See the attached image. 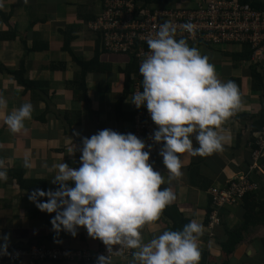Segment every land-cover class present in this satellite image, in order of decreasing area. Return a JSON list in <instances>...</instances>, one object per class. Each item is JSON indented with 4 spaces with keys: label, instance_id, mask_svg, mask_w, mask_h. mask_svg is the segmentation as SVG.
I'll use <instances>...</instances> for the list:
<instances>
[{
    "label": "crops",
    "instance_id": "obj_1",
    "mask_svg": "<svg viewBox=\"0 0 264 264\" xmlns=\"http://www.w3.org/2000/svg\"><path fill=\"white\" fill-rule=\"evenodd\" d=\"M199 1L158 0L151 6L192 8ZM251 1L264 4V0ZM101 2L0 0V97L6 101V108L0 109V161L7 172V180L0 181V236H8V247L38 242L91 251L100 247V240L89 237L83 227L75 237L54 232L50 219L55 213L38 210L28 199L31 188L27 185L34 190H56L58 185L51 182L52 165L64 162L78 168L82 137L105 128L132 133L134 111L129 94L138 70L131 72L128 81L129 55L103 50L97 33L89 29L88 22L101 12ZM187 43L208 57L220 81L236 84L240 103L221 125L228 136L222 148L203 156L184 154L177 177L169 178L159 155L161 145L156 144L153 169L163 177L160 187H170L175 199L157 221L141 227V243L165 230H182L195 219L203 226L197 243L207 252L208 264H264V216L260 211L251 216L253 222L242 231L234 250L228 254L223 248L226 229L244 219L243 199L222 210L221 223L212 233L207 226L209 189L226 185L246 171L254 133L264 128L263 75L249 62L248 45ZM22 103L32 104L31 117L20 132L11 133L4 117ZM193 146H198L194 138ZM253 177L258 184L253 190L257 201H263L264 176ZM134 251L138 249L109 264H136ZM37 264L86 263L44 260Z\"/></svg>",
    "mask_w": 264,
    "mask_h": 264
},
{
    "label": "clouds",
    "instance_id": "obj_2",
    "mask_svg": "<svg viewBox=\"0 0 264 264\" xmlns=\"http://www.w3.org/2000/svg\"><path fill=\"white\" fill-rule=\"evenodd\" d=\"M181 28L193 31L190 22ZM176 32V25L165 21L146 37L149 51L138 67L142 90L131 99L135 107L147 109L157 126L151 139L161 145L159 155L170 179L180 175L184 154L203 156L222 148L228 136L221 125L240 103L236 84L220 81L208 57L184 38L176 39ZM4 108L6 101L0 97V109ZM31 113L32 104L22 103L5 115L4 123L11 133H18ZM81 140L80 166L52 165L56 190L37 188L28 195L38 210L55 213L52 230L75 237L79 227L85 228L110 254L97 256L96 264H109L113 245L138 249L133 252L136 264H199L197 241L203 226L195 219L182 230H165L141 243V227L157 221L175 199L170 187H160L163 177L149 163L150 152L145 149L151 145L132 133L108 128ZM25 166H30L27 159ZM4 180L7 172L0 161V181ZM8 239L0 236V256L9 255Z\"/></svg>",
    "mask_w": 264,
    "mask_h": 264
},
{
    "label": "built area",
    "instance_id": "obj_3",
    "mask_svg": "<svg viewBox=\"0 0 264 264\" xmlns=\"http://www.w3.org/2000/svg\"><path fill=\"white\" fill-rule=\"evenodd\" d=\"M168 21L177 27L176 39L184 38L189 43L236 44L250 47L249 62L256 65L264 78V10L257 9L239 0H201L192 8H151L142 6L138 0H102L101 12L88 22V27L99 38L103 50L113 53L133 54L140 64L149 51L146 37L154 35L159 25ZM190 22L193 31L189 33L181 25ZM142 76L139 71L133 77L132 95L142 90ZM132 104V103H131ZM134 120L132 134L151 145L149 163L157 145L151 135L157 126L151 120L146 108L132 104ZM251 141V160L246 171L232 182L223 186H212L211 208L207 213L210 232L221 223L225 206L235 205L250 191L257 189L253 175L264 176V128L254 133ZM115 257H128L133 249L113 245ZM118 250V252L116 251ZM9 255L0 256V264H37L44 260L83 261L96 264L97 256L110 254L100 241L96 251L81 248L54 247L48 244L15 245L8 247Z\"/></svg>",
    "mask_w": 264,
    "mask_h": 264
},
{
    "label": "trees",
    "instance_id": "obj_4",
    "mask_svg": "<svg viewBox=\"0 0 264 264\" xmlns=\"http://www.w3.org/2000/svg\"><path fill=\"white\" fill-rule=\"evenodd\" d=\"M138 1H139V4H141L142 6L152 7L153 9L156 7H161V6H151V4H153L154 2H157L158 0H138ZM240 2L251 5L254 8L264 10V4L258 3L256 1L253 2L251 0H240ZM101 4H102V2H101ZM127 55H129V57L131 58V66H130L131 68L127 72L128 81H130L131 80L130 79L131 72L133 70H136V69L138 70L139 63L133 54H127ZM131 82H133V80ZM21 176H22L21 173H20V176L17 175V177H19V178ZM27 186L29 188H31L30 189L31 192L34 191V187L31 186V184L30 185L28 184ZM243 202H244V206L246 208V213H245V216H244L242 223L238 224L235 228L226 229L228 239L223 243V248H224L225 252L228 254L234 250L236 244L241 239L242 231L247 228L248 223L253 222V218L251 216L257 215L258 214L257 211H260L261 214L264 216V200L258 202L257 198H256V193L254 191L248 192L243 197ZM257 206L259 207L258 210H256ZM263 241H264V239H263ZM38 244H41V242H38ZM200 253H201V256H200L199 264H208L207 263V252H205L204 250H200Z\"/></svg>",
    "mask_w": 264,
    "mask_h": 264
},
{
    "label": "rangeland",
    "instance_id": "obj_5",
    "mask_svg": "<svg viewBox=\"0 0 264 264\" xmlns=\"http://www.w3.org/2000/svg\"><path fill=\"white\" fill-rule=\"evenodd\" d=\"M99 39V38H98ZM153 167H154V163H153ZM154 170V169H153ZM216 186H220V185H216ZM223 186V185H222ZM221 187V186H220ZM209 193H210V189H209ZM210 195H211V193H210ZM211 201V200H210ZM242 201V200H241ZM241 201H239V203L241 202ZM211 203V202H210ZM239 203H237V204H239ZM237 204H235V205H237ZM228 206H234V205H228ZM228 206H225L224 208H226V207H228ZM210 208H211V206H210ZM223 208V209H224ZM210 210V209H209ZM208 210V211H209ZM221 220H222V213H221ZM207 221H208V218H207Z\"/></svg>",
    "mask_w": 264,
    "mask_h": 264
}]
</instances>
